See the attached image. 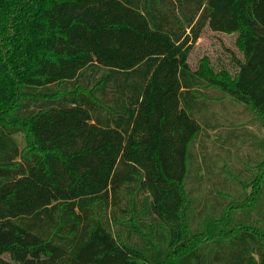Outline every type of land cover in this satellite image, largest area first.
<instances>
[{"label": "trees", "instance_id": "1", "mask_svg": "<svg viewBox=\"0 0 264 264\" xmlns=\"http://www.w3.org/2000/svg\"><path fill=\"white\" fill-rule=\"evenodd\" d=\"M205 26L234 74L191 66ZM207 100L264 130V0H0V264H264V140L201 156Z\"/></svg>", "mask_w": 264, "mask_h": 264}, {"label": "rangeland", "instance_id": "2", "mask_svg": "<svg viewBox=\"0 0 264 264\" xmlns=\"http://www.w3.org/2000/svg\"><path fill=\"white\" fill-rule=\"evenodd\" d=\"M237 36V33L227 34L214 32L205 26L200 38L193 45L189 58L191 66L197 68L202 64L201 60L206 59L213 71H227L230 74H234L236 67L233 57L242 58L241 51L236 42ZM206 94L210 97L218 96L215 91H207ZM207 102L213 103L208 104L204 112L208 117L210 114L214 116V119L211 120L212 124H214V122H220L222 127L217 130L209 129V134L207 133L209 137L203 138V135L199 136L194 145V150L200 152L201 156L204 151L205 155L207 154L211 161L215 160L220 162V164H227L228 166H226L230 169L252 173L246 170L247 168H251V165L248 163H250V160L260 159L262 154L261 149L258 148V150H256L254 148L255 145H252V143L256 140H258V142L264 140V130L260 128L259 122L253 119V116L247 110H242L241 107L228 104L226 107L228 113H224V111H221L219 103H216V101L207 100ZM229 112L231 113L230 115ZM233 115L235 118L238 117V120L233 121L234 119H232L231 121L230 118ZM233 123L236 125L235 128H233L236 130V135L231 139V143L223 144L220 142L221 139H216L217 133L221 134L223 136L222 138H225L228 132H230V127H232L231 125ZM249 131L252 132V136H248ZM245 133L247 134L243 135ZM13 138L16 140L20 149L26 146L24 134L17 133ZM201 174L204 176V169ZM203 187L205 188L206 186L204 185ZM4 260H9L7 254L4 255Z\"/></svg>", "mask_w": 264, "mask_h": 264}, {"label": "crops", "instance_id": "3", "mask_svg": "<svg viewBox=\"0 0 264 264\" xmlns=\"http://www.w3.org/2000/svg\"><path fill=\"white\" fill-rule=\"evenodd\" d=\"M200 38V37H199ZM197 42V41H196ZM195 44V43H194Z\"/></svg>", "mask_w": 264, "mask_h": 264}]
</instances>
